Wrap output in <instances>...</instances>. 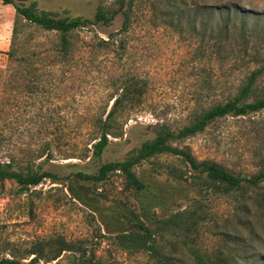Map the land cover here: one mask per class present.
<instances>
[{
    "label": "trees",
    "instance_id": "1",
    "mask_svg": "<svg viewBox=\"0 0 264 264\" xmlns=\"http://www.w3.org/2000/svg\"><path fill=\"white\" fill-rule=\"evenodd\" d=\"M3 2L14 5L16 15L6 52L7 72L0 84V155L5 157L0 156V187L11 182L25 192L45 179L61 178L58 172L45 168L53 156L51 140L35 147L12 146L7 119L9 91H44L54 80L50 74L53 71H59L64 81V75L79 67V31L97 24L110 25L121 14L123 23L118 31L108 33V39L87 44L90 51L111 53L116 70L105 86L104 100L93 102L86 115L79 113L73 123L74 152L65 154V158L97 159L100 165L93 172H74L71 191L93 211L103 213L106 223L118 225L112 234L118 249L132 255L145 254L151 264H264L260 251L232 224L219 233V241L213 247L204 248L202 235L208 228V212L200 201L195 199L187 207L180 206L162 215V198L156 185L137 171L143 163L150 162L154 175L189 182L206 194L231 197L237 209L246 214L256 206V211L264 215V162L255 173L247 175L221 161L200 159L184 145L186 139L204 132L220 118L243 117L264 110V57L258 47L253 46L249 53L253 39L264 41V11L248 7L240 0H116L112 5L99 3L90 18L41 9L39 0ZM146 13L179 35L198 38L201 46L212 48L218 55L221 66L232 58L236 64L237 58L241 62L251 55L250 61L256 67L249 70L233 92L223 93L220 100L196 111L182 127L175 129L157 121L151 125L153 137L132 148L123 158L102 161L113 139L123 136L127 120L143 106L149 91L143 78L118 70L128 49L127 35L141 14ZM115 174L122 178L123 189L132 199L122 206L115 204L106 190ZM98 185L104 189L98 190ZM253 233L255 240L256 232ZM230 245L235 247L229 250ZM65 253L73 264H107L96 259L80 240H70L62 234L41 236L28 245L0 238V264H58ZM239 253L251 259L237 260ZM238 259H243V255Z\"/></svg>",
    "mask_w": 264,
    "mask_h": 264
},
{
    "label": "rangeland",
    "instance_id": "2",
    "mask_svg": "<svg viewBox=\"0 0 264 264\" xmlns=\"http://www.w3.org/2000/svg\"><path fill=\"white\" fill-rule=\"evenodd\" d=\"M240 1L264 11V0ZM99 3L112 5L116 0H39V7L63 16L91 18ZM15 15L14 5L0 0V84L7 72L6 52L11 45ZM122 23L123 16L119 14L110 25L97 24L80 30L79 67L64 75V81L59 71H53L50 74L54 80L44 91L36 94L25 90L9 91L7 119L12 146L31 144L35 147L51 140L53 156L45 168L58 172L61 178L57 181L45 179L25 192L11 182L0 187V238L28 245L41 236L62 234L70 240H80L96 259H103L107 264H151L145 254L132 255L118 249L112 240L118 225L106 223L103 213L83 204L70 189L74 172L80 169L93 172L100 161L65 158V154L73 155L74 152L73 123L76 117L79 113L86 115L93 102L104 100L105 86L116 70L111 53L100 49L90 51L87 44H96L100 38L108 39V33L118 31ZM251 25L254 24L251 22ZM127 40L128 49L118 70L143 78L149 91L143 106L127 120L123 136L113 139L102 161L123 158L132 148L153 137L151 125L157 121L166 122L175 129L182 127L196 111L220 100L223 93L233 92L249 70L256 67V63L250 61L251 55L241 62L237 58L239 63L236 64L232 58L221 66L212 48L201 46L198 38L177 34L157 19L154 21L149 13L141 14ZM249 46V53L253 46L258 47L264 57V41L260 38L253 39ZM63 136L64 139H60ZM184 145L200 159L212 158L251 175L264 162V110L243 117L220 118L210 123L204 132L186 139ZM150 168L151 163L145 162L137 171L156 185L162 198L160 214L168 215L180 206L187 207L195 199L199 200L208 212V228L202 235L204 248L213 247L219 241V233L230 229L232 224L249 239V243H253L264 259V215L256 211V206L246 214L237 209V203L231 197L206 194L189 182L154 175ZM98 186V190L104 189ZM106 187L112 200H116L115 204L122 206L132 201L123 189L119 175H113L112 182ZM253 232L258 239L254 240ZM231 246H228L229 250ZM239 254L237 260L251 259L244 253ZM242 255L243 259H238ZM67 256L65 253L58 264H73Z\"/></svg>",
    "mask_w": 264,
    "mask_h": 264
}]
</instances>
